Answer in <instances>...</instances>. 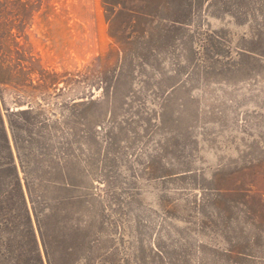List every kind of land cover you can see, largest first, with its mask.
Listing matches in <instances>:
<instances>
[{
    "label": "rangeland",
    "instance_id": "obj_1",
    "mask_svg": "<svg viewBox=\"0 0 264 264\" xmlns=\"http://www.w3.org/2000/svg\"><path fill=\"white\" fill-rule=\"evenodd\" d=\"M0 130V264H264V0H0Z\"/></svg>",
    "mask_w": 264,
    "mask_h": 264
},
{
    "label": "trees",
    "instance_id": "obj_2",
    "mask_svg": "<svg viewBox=\"0 0 264 264\" xmlns=\"http://www.w3.org/2000/svg\"><path fill=\"white\" fill-rule=\"evenodd\" d=\"M1 131V133H2V137L4 138V140H6V142H7V136H6V132H5V130H0ZM11 165V164H10ZM25 221H27V218H25ZM26 234L31 238V234L28 232V231H26Z\"/></svg>",
    "mask_w": 264,
    "mask_h": 264
}]
</instances>
